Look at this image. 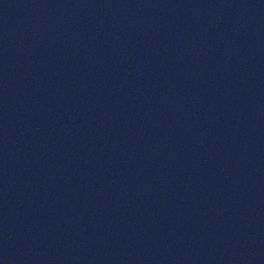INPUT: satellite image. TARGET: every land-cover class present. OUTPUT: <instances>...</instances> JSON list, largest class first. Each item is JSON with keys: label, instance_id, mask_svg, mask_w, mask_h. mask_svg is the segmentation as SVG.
<instances>
[{"label": "water", "instance_id": "95a60500", "mask_svg": "<svg viewBox=\"0 0 264 264\" xmlns=\"http://www.w3.org/2000/svg\"><path fill=\"white\" fill-rule=\"evenodd\" d=\"M0 264H264V0H0Z\"/></svg>", "mask_w": 264, "mask_h": 264}]
</instances>
